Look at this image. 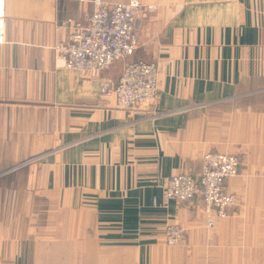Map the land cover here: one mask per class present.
I'll return each instance as SVG.
<instances>
[{"label": "crops", "instance_id": "1", "mask_svg": "<svg viewBox=\"0 0 264 264\" xmlns=\"http://www.w3.org/2000/svg\"><path fill=\"white\" fill-rule=\"evenodd\" d=\"M140 1L134 56L85 73L53 49L95 0H6L0 264H264V0ZM135 62L158 66L156 102L123 110L102 86ZM210 153L241 161L240 205L213 229L161 186Z\"/></svg>", "mask_w": 264, "mask_h": 264}, {"label": "built area", "instance_id": "2", "mask_svg": "<svg viewBox=\"0 0 264 264\" xmlns=\"http://www.w3.org/2000/svg\"><path fill=\"white\" fill-rule=\"evenodd\" d=\"M95 10L86 25L69 24L67 42L56 44L54 53L65 61L71 71L97 73L110 69L115 63L127 61L139 48L136 22L140 14L152 12L140 0L108 4L95 0ZM6 40V0H0V46ZM159 89V68L146 62L125 66L117 85L103 84L102 94L113 98L119 108L130 109L151 106L156 102ZM240 162L225 154H209L201 160L196 175H176L163 180V197L167 202L190 203L199 199L207 225L214 228L219 220L229 216L236 206L235 195L226 191V183L239 174ZM178 225L168 226L164 240L175 245L183 237Z\"/></svg>", "mask_w": 264, "mask_h": 264}, {"label": "rangeland", "instance_id": "3", "mask_svg": "<svg viewBox=\"0 0 264 264\" xmlns=\"http://www.w3.org/2000/svg\"><path fill=\"white\" fill-rule=\"evenodd\" d=\"M125 63V61H121V62H117V63H115L114 64V66L116 67H118L119 65L122 67V64H124ZM126 64V63H125ZM113 66V67H114ZM85 73H87V72H85ZM105 84H108V83H105ZM134 108H139V107H134ZM134 108H130V109H134ZM130 109H123V110H130ZM210 154H219V153H210ZM220 154H222V153H220ZM207 155H209V154H206V155H204L203 157H202V159L205 157V156H207ZM225 155H228V154H225ZM229 156H233V155H229ZM233 157H236V156H233ZM238 160H239V162H240V168H239V174H240V170H241V161H240V159L238 158V157H236ZM201 159V160H202ZM239 174H238V176H239ZM180 175H183V174H180ZM184 175H191V174H184ZM194 176V175H193ZM172 177V176H171ZM170 178V177H169ZM236 178V177H235ZM165 180V179H164ZM226 189V188H225ZM226 191H227V189H226ZM228 192V191H227ZM229 193V192H228ZM236 196V195H235ZM236 198H237V204H236V206L235 207H233V208H236V207H238L239 205H240V203H239V199H238V197L236 196ZM232 208V209H233ZM231 209V210H232ZM230 210V211H231ZM229 215H230V212H229ZM229 217V216H228ZM208 220V219H207ZM208 222V221H207ZM217 224V223H216ZM174 225H177V224H174ZM171 226V225H170ZM178 226H180L183 230H184V233H183V237H182V239L178 242V243H176L175 245H169V244H167L166 242H165V240H164V242H165V244L167 245V246H171V247H175V246H178V245H180L181 243H183L184 242V240H185V237H186V230L181 226V225H178ZM216 226V225H215ZM207 227H208V225H207ZM209 228V227H208ZM167 229V228H166ZM209 229H211V228H209ZM213 229V228H212ZM164 235H165V233H164Z\"/></svg>", "mask_w": 264, "mask_h": 264}]
</instances>
